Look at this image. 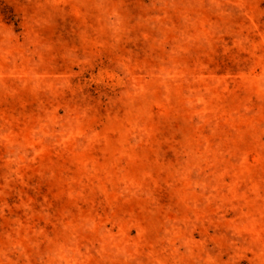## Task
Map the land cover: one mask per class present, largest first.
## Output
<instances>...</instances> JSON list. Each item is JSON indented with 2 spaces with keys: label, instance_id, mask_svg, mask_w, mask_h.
I'll list each match as a JSON object with an SVG mask.
<instances>
[{
  "label": "rangeland",
  "instance_id": "rangeland-1",
  "mask_svg": "<svg viewBox=\"0 0 264 264\" xmlns=\"http://www.w3.org/2000/svg\"><path fill=\"white\" fill-rule=\"evenodd\" d=\"M0 264H264V0H0Z\"/></svg>",
  "mask_w": 264,
  "mask_h": 264
}]
</instances>
